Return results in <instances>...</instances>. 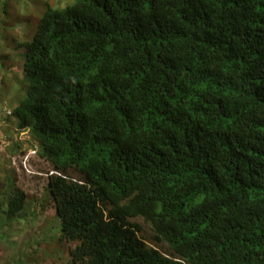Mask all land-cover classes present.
<instances>
[{"label":"trees","instance_id":"obj_1","mask_svg":"<svg viewBox=\"0 0 264 264\" xmlns=\"http://www.w3.org/2000/svg\"><path fill=\"white\" fill-rule=\"evenodd\" d=\"M18 49L67 264H264V0L47 3Z\"/></svg>","mask_w":264,"mask_h":264},{"label":"rangeland","instance_id":"obj_2","mask_svg":"<svg viewBox=\"0 0 264 264\" xmlns=\"http://www.w3.org/2000/svg\"><path fill=\"white\" fill-rule=\"evenodd\" d=\"M69 2L71 0H0L1 107L12 109L25 89L23 51L15 50L16 44L30 40L47 3L63 7ZM4 124L0 126V138L6 139L10 148L0 152V184L8 172L26 194V201L14 218H7L0 196V264H67L69 249L73 246L60 239L59 220L46 188L48 174L53 168L38 155L32 159L30 174L11 168L8 161L11 153L32 149L37 144L27 132L16 130L13 119L5 120ZM3 126L8 128L3 129ZM68 176L79 179L74 171H69ZM135 222L142 226L139 235L145 237V241L152 236L149 225L141 220ZM162 248L167 250L166 245Z\"/></svg>","mask_w":264,"mask_h":264},{"label":"built area","instance_id":"obj_3","mask_svg":"<svg viewBox=\"0 0 264 264\" xmlns=\"http://www.w3.org/2000/svg\"><path fill=\"white\" fill-rule=\"evenodd\" d=\"M12 116V111L8 108H0V119L2 117L7 118ZM0 123H3L0 121ZM8 147V142L6 139L0 138V152H3L5 148ZM35 151L29 150L24 155H13L9 157L11 166L17 169H24L27 173L30 172L29 157L34 154Z\"/></svg>","mask_w":264,"mask_h":264},{"label":"clouds","instance_id":"obj_4","mask_svg":"<svg viewBox=\"0 0 264 264\" xmlns=\"http://www.w3.org/2000/svg\"><path fill=\"white\" fill-rule=\"evenodd\" d=\"M8 108V107H6V106H2L1 107V105H0V108ZM8 109H10V108H8ZM11 111H12V109H10ZM13 117V115L12 116H10V118H12ZM5 120H9V117H7V118H4V117H2L1 119H0V121L1 122H3V123H1L0 124V126L1 125H3L4 124V122H5ZM5 125V124H4ZM25 132H27V131H25ZM36 148V149H35ZM29 150H33V151H35V153L34 154H32L30 157H29V165H30V167H32V165H31V162H32V159L35 157V156H37L38 154H37V151H38V147H33L32 149L30 148V149H27V150H25V149H20L17 153H14V154H12V155H9L8 156V161H9V157L10 156H13V155H24L25 153H27V151H29ZM9 163H10V161H9ZM10 166H11V164H10ZM11 168H13L16 172H19V173H23V171L26 173V174H30L31 173V170H30V172L29 173H27L24 169H17V168H15V167H13V166H11ZM31 169V168H30ZM51 174H56V175H60L59 173H57L56 171H51L49 174H48V176H50ZM78 180V179H77ZM73 181H75L74 179H73ZM157 249V248H156Z\"/></svg>","mask_w":264,"mask_h":264},{"label":"crops","instance_id":"obj_5","mask_svg":"<svg viewBox=\"0 0 264 264\" xmlns=\"http://www.w3.org/2000/svg\"><path fill=\"white\" fill-rule=\"evenodd\" d=\"M2 128L4 129V128H8V127L7 126H3Z\"/></svg>","mask_w":264,"mask_h":264}]
</instances>
